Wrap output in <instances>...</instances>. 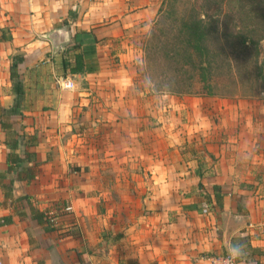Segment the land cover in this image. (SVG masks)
<instances>
[{
  "label": "crops",
  "instance_id": "crops-1",
  "mask_svg": "<svg viewBox=\"0 0 264 264\" xmlns=\"http://www.w3.org/2000/svg\"><path fill=\"white\" fill-rule=\"evenodd\" d=\"M158 1L0 0V106L26 99L9 120L35 138L21 146L35 177L12 184L25 199L12 207L0 189V264H209L225 254L264 264V110L246 99H140L128 64L113 59L143 37ZM75 53L82 67L70 73L62 61ZM64 78L71 90L55 84ZM8 152L0 128V170ZM29 205L59 214L66 232L46 230Z\"/></svg>",
  "mask_w": 264,
  "mask_h": 264
},
{
  "label": "trees",
  "instance_id": "trees-1",
  "mask_svg": "<svg viewBox=\"0 0 264 264\" xmlns=\"http://www.w3.org/2000/svg\"><path fill=\"white\" fill-rule=\"evenodd\" d=\"M203 1L185 20L176 21L171 27V23L166 25L163 21L156 22L159 38L152 40L155 37L152 31L146 47L148 70L151 71L153 66L161 67L160 74L154 77L155 82L158 81L156 85L162 93L212 95L213 87L217 86L215 77L219 74L232 77L235 73L245 76L249 83L253 79L264 93V0H206V5ZM204 7L213 10L212 16L206 13ZM158 12L163 15L165 9ZM61 23L67 24L68 19ZM154 55L160 58L156 64L151 59ZM220 56L223 62L219 60ZM22 61L20 54L10 57L9 78L18 96L21 94L18 65ZM81 67L79 53L62 61V68H68L70 73L79 71ZM16 102L15 99L9 108L0 106V128L10 149L6 156V166L0 170V189L12 207L15 202L25 199L12 195L14 176L26 182L35 177L34 168L22 166L23 162L32 161L33 155L21 149L22 145L34 144L35 138L32 135H19L12 127V122L7 121V117L19 112ZM45 212L29 205L31 218L46 230L66 232L63 231L66 228L58 224L59 214L48 216ZM68 230L70 235L78 234L75 225H70Z\"/></svg>",
  "mask_w": 264,
  "mask_h": 264
},
{
  "label": "rangeland",
  "instance_id": "rangeland-1",
  "mask_svg": "<svg viewBox=\"0 0 264 264\" xmlns=\"http://www.w3.org/2000/svg\"><path fill=\"white\" fill-rule=\"evenodd\" d=\"M160 1V2H159ZM157 13L154 17V20L151 22L148 30L142 34V38L133 42L131 49H125L124 55L117 56L114 55L113 59H116L117 62H122L128 64V67L131 70V90L135 95H139L140 99H246L248 101H253L259 109L264 110V93L260 91V85L255 83L254 80H250L249 83L245 76L238 75L235 73L232 74V77H229L226 74H219L218 77H215L217 81V86L213 87L212 95L204 94H174V93H162L156 85L158 81L155 82L154 77L158 76L161 72V67L153 66L151 71L148 70V56H146V47L148 46V38L150 39V34L153 31L155 37L152 40H157L159 38V32L157 31L158 26L156 22L163 21L166 25L170 27L180 20H185L188 14L191 11L197 10L202 5V0H159ZM205 2V5L208 1ZM204 5V4H203ZM160 9H165V13L160 14L158 12ZM206 13L212 16L211 12L213 10H208L204 7ZM152 35V34H151ZM150 44V43H149ZM214 49V47H211ZM215 50V49H214ZM214 50H212L214 52ZM223 57H219V60L223 62ZM153 63H158L159 59L156 55L151 56ZM56 70V69H55ZM149 71V74H148ZM58 74V72H57ZM56 80V79H55ZM61 80V79H60ZM60 80L55 84L60 90H65L60 86ZM55 82V81H54ZM74 83V82H73ZM252 85V88L250 86ZM257 85V86H255ZM74 87V86H73ZM71 90V89H70ZM18 102L19 110H25L26 108V99H16ZM164 101V100H163ZM32 105V102L30 103ZM39 107V106H38ZM41 107L46 109V106L41 104ZM7 121L9 117H7ZM14 121L12 123H16Z\"/></svg>",
  "mask_w": 264,
  "mask_h": 264
},
{
  "label": "built area",
  "instance_id": "built-area-1",
  "mask_svg": "<svg viewBox=\"0 0 264 264\" xmlns=\"http://www.w3.org/2000/svg\"><path fill=\"white\" fill-rule=\"evenodd\" d=\"M60 86L65 90H70L73 88V82L70 78H64L60 80ZM71 209L70 206H67L63 209V211L68 212ZM209 210L206 206L202 208V213H207ZM48 216H51L55 213L53 212H45ZM207 261L209 264H236L235 257L230 254L225 255H211L207 257Z\"/></svg>",
  "mask_w": 264,
  "mask_h": 264
},
{
  "label": "water",
  "instance_id": "water-1",
  "mask_svg": "<svg viewBox=\"0 0 264 264\" xmlns=\"http://www.w3.org/2000/svg\"><path fill=\"white\" fill-rule=\"evenodd\" d=\"M49 39L52 43V46L54 48L58 47V45L61 43L60 41V31L59 30H53L51 33H50V36H49Z\"/></svg>",
  "mask_w": 264,
  "mask_h": 264
}]
</instances>
